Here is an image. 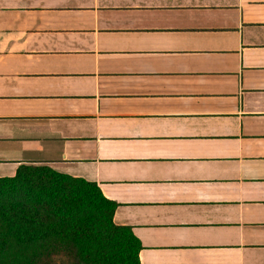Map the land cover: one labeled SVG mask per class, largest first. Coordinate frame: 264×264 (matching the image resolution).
Instances as JSON below:
<instances>
[{
    "label": "crops",
    "instance_id": "obj_1",
    "mask_svg": "<svg viewBox=\"0 0 264 264\" xmlns=\"http://www.w3.org/2000/svg\"><path fill=\"white\" fill-rule=\"evenodd\" d=\"M94 182L140 264H264V0H0V176Z\"/></svg>",
    "mask_w": 264,
    "mask_h": 264
},
{
    "label": "trees",
    "instance_id": "obj_2",
    "mask_svg": "<svg viewBox=\"0 0 264 264\" xmlns=\"http://www.w3.org/2000/svg\"><path fill=\"white\" fill-rule=\"evenodd\" d=\"M116 203L45 164L0 176V264H140L139 240L112 221Z\"/></svg>",
    "mask_w": 264,
    "mask_h": 264
}]
</instances>
